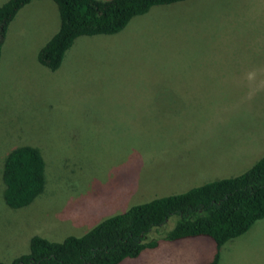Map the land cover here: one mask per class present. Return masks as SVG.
<instances>
[{
	"label": "rangeland",
	"instance_id": "rangeland-1",
	"mask_svg": "<svg viewBox=\"0 0 264 264\" xmlns=\"http://www.w3.org/2000/svg\"><path fill=\"white\" fill-rule=\"evenodd\" d=\"M36 1L15 13L1 45L0 169L11 148L35 147L45 185L20 208L0 196L1 262L33 234L80 235L131 204L236 175L264 153V0L151 6L115 34L76 37L55 70L36 51L58 28L57 9ZM214 248L207 236L161 239L144 260L118 264H204ZM219 253L220 264H264V216Z\"/></svg>",
	"mask_w": 264,
	"mask_h": 264
},
{
	"label": "trees",
	"instance_id": "trees-1",
	"mask_svg": "<svg viewBox=\"0 0 264 264\" xmlns=\"http://www.w3.org/2000/svg\"><path fill=\"white\" fill-rule=\"evenodd\" d=\"M32 0H5L0 4V51L7 25ZM59 24L36 51V60L49 70L60 65L63 54L81 35L114 34L134 16L151 6L182 0H52ZM0 196L9 208L30 204L45 185L44 160L29 145L11 148L2 158ZM264 216V153L244 171L158 195L104 217L80 235L61 240L29 236L26 250L0 264H118L136 257L159 240L207 236L214 252L204 264H218L219 248L245 232ZM173 221L166 229L161 226ZM149 231L157 237L147 239Z\"/></svg>",
	"mask_w": 264,
	"mask_h": 264
},
{
	"label": "crops",
	"instance_id": "crops-1",
	"mask_svg": "<svg viewBox=\"0 0 264 264\" xmlns=\"http://www.w3.org/2000/svg\"><path fill=\"white\" fill-rule=\"evenodd\" d=\"M46 1H48V0H40V1H36L35 3H39L40 5H42V4H46ZM174 3V2H173ZM175 4V3H174ZM164 5V4H163ZM146 13V12H145ZM144 14V13H143ZM121 31V30H120ZM117 33V32H116ZM115 34V33H114ZM221 250H222V248H221ZM141 253V252H140ZM139 253V254H140ZM139 254L136 256L137 258L136 259H140V260H144V259H141V258H139ZM212 255H213V251H212ZM219 260H220V253H219ZM218 264H220L219 262H218Z\"/></svg>",
	"mask_w": 264,
	"mask_h": 264
}]
</instances>
